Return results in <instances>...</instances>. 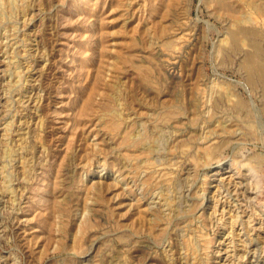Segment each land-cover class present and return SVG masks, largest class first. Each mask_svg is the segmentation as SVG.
Listing matches in <instances>:
<instances>
[{"label":"rangeland","instance_id":"obj_1","mask_svg":"<svg viewBox=\"0 0 264 264\" xmlns=\"http://www.w3.org/2000/svg\"><path fill=\"white\" fill-rule=\"evenodd\" d=\"M0 264H264V0H0Z\"/></svg>","mask_w":264,"mask_h":264},{"label":"bare ground","instance_id":"obj_2","mask_svg":"<svg viewBox=\"0 0 264 264\" xmlns=\"http://www.w3.org/2000/svg\"><path fill=\"white\" fill-rule=\"evenodd\" d=\"M247 30H249V29H247ZM252 30H253V29H252ZM252 30H251V31H252ZM251 31H250V32H248V34H250V33H251ZM253 31H254V30H253ZM252 33H254V32H252ZM228 194H229V193H228ZM254 247H255V246H254ZM257 255H258V254H257ZM257 255H256V256H257Z\"/></svg>","mask_w":264,"mask_h":264}]
</instances>
